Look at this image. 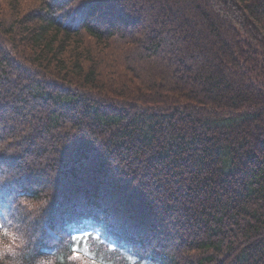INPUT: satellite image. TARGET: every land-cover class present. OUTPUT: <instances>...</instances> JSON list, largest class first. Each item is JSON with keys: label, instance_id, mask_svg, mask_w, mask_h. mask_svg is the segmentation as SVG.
Listing matches in <instances>:
<instances>
[{"label": "trees", "instance_id": "1", "mask_svg": "<svg viewBox=\"0 0 264 264\" xmlns=\"http://www.w3.org/2000/svg\"><path fill=\"white\" fill-rule=\"evenodd\" d=\"M20 196L26 264H264V0H0Z\"/></svg>", "mask_w": 264, "mask_h": 264}, {"label": "clouds", "instance_id": "2", "mask_svg": "<svg viewBox=\"0 0 264 264\" xmlns=\"http://www.w3.org/2000/svg\"><path fill=\"white\" fill-rule=\"evenodd\" d=\"M49 201L39 203L30 196H20L10 209L0 210V264H26L25 252L34 241L30 227L42 215ZM34 247L30 253L31 264H60L53 250H48L33 258ZM67 264H73L68 261ZM76 264H79L77 260ZM84 264H101L95 259L85 258Z\"/></svg>", "mask_w": 264, "mask_h": 264}, {"label": "rangeland", "instance_id": "3", "mask_svg": "<svg viewBox=\"0 0 264 264\" xmlns=\"http://www.w3.org/2000/svg\"><path fill=\"white\" fill-rule=\"evenodd\" d=\"M77 260L79 261V264H84L85 260H83L82 258H78ZM77 260H76V262H77Z\"/></svg>", "mask_w": 264, "mask_h": 264}]
</instances>
